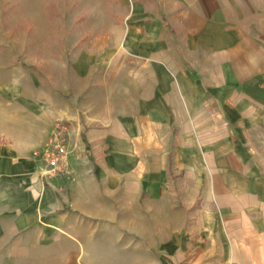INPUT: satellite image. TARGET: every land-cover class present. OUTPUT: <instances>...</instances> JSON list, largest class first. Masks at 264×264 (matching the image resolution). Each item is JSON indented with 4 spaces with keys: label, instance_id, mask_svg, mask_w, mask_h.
<instances>
[{
    "label": "crops",
    "instance_id": "crops-1",
    "mask_svg": "<svg viewBox=\"0 0 264 264\" xmlns=\"http://www.w3.org/2000/svg\"><path fill=\"white\" fill-rule=\"evenodd\" d=\"M111 1L0 94V264H264V0Z\"/></svg>",
    "mask_w": 264,
    "mask_h": 264
},
{
    "label": "rangeland",
    "instance_id": "rangeland-1",
    "mask_svg": "<svg viewBox=\"0 0 264 264\" xmlns=\"http://www.w3.org/2000/svg\"><path fill=\"white\" fill-rule=\"evenodd\" d=\"M112 2L0 0V94L5 84L12 86L13 94H19L27 84L34 85L36 75L50 78L52 53L59 51L58 47L84 44L89 37L94 40L104 23L100 13L115 11ZM72 173L64 175L68 178ZM109 235H117L116 230L110 228Z\"/></svg>",
    "mask_w": 264,
    "mask_h": 264
},
{
    "label": "built area",
    "instance_id": "built-area-1",
    "mask_svg": "<svg viewBox=\"0 0 264 264\" xmlns=\"http://www.w3.org/2000/svg\"><path fill=\"white\" fill-rule=\"evenodd\" d=\"M43 158L47 164V173L68 174L72 171L69 161L68 125L64 120H57L55 133L45 146Z\"/></svg>",
    "mask_w": 264,
    "mask_h": 264
}]
</instances>
